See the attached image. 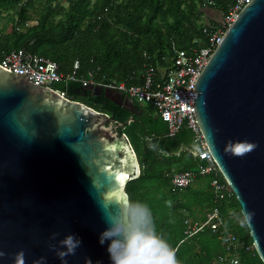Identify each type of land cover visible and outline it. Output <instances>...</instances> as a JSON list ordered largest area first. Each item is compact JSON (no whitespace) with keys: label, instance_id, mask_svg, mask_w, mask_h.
Wrapping results in <instances>:
<instances>
[{"label":"water","instance_id":"95a60500","mask_svg":"<svg viewBox=\"0 0 264 264\" xmlns=\"http://www.w3.org/2000/svg\"><path fill=\"white\" fill-rule=\"evenodd\" d=\"M27 74L0 66V264H12L20 250L26 264L41 256L61 264L47 247L53 232L57 240L74 233L82 241L67 264H110L107 242H98L102 207L125 199L126 183L140 174L134 149L118 133L125 123ZM85 90L137 114L128 95L101 85ZM193 90L200 132L241 215L251 213L245 225L264 264V0L238 12ZM236 141L256 147L237 156L226 150Z\"/></svg>","mask_w":264,"mask_h":264},{"label":"trees","instance_id":"16d2710c","mask_svg":"<svg viewBox=\"0 0 264 264\" xmlns=\"http://www.w3.org/2000/svg\"><path fill=\"white\" fill-rule=\"evenodd\" d=\"M209 1L214 5H208ZM234 2L0 0V16L14 11L10 31L0 32V61L16 49L49 58L64 76L74 75L72 80L53 83L52 88L125 123L118 133H124L134 149L140 174L126 183L124 191L127 197L151 207L158 231L177 249L179 264H218L215 256L222 250L217 236L207 229L190 238L184 233V216L203 217L213 203L208 177L198 176L185 189L173 191L169 187V174L196 168L199 160L194 152L199 143L185 126L170 133L151 102L133 100L137 107V114H133L102 94L85 90L82 80L92 71L97 81L140 84L147 64L145 54L165 64L161 58L169 62L173 44L185 50L205 45ZM31 20L35 23L28 24ZM130 117L133 120L126 122ZM220 212L236 236L252 243L245 223H240L235 195L221 205ZM242 258L245 264H263L255 250L253 254L243 252Z\"/></svg>","mask_w":264,"mask_h":264},{"label":"built area","instance_id":"2783aa9c","mask_svg":"<svg viewBox=\"0 0 264 264\" xmlns=\"http://www.w3.org/2000/svg\"><path fill=\"white\" fill-rule=\"evenodd\" d=\"M249 1L235 0L227 14L219 19L214 32L205 45L185 50L177 48L173 44L169 62L168 59L161 58L165 64H161L159 60L154 61L150 55L145 54L147 64L140 84L127 85L123 81L115 80L97 81L94 79L92 71H88L87 77L82 80L86 87L101 85L128 95L139 103L151 102L160 117L167 123L170 133L176 132L183 126L193 132L195 141L200 146L194 152L199 160L197 166L195 169L169 174V187L173 191L185 189L192 185L198 176L208 177L213 203L205 209L203 217L184 216V233L185 238H190L207 229L216 235L222 246V250L215 256V262L218 264H245L242 253L253 254L254 247L252 243L244 242L236 236L226 225L224 217L221 215V205L231 200L234 192L220 173L200 132L194 110L193 87L225 30ZM208 5H214V3L209 1ZM200 6L204 7L205 4H200ZM0 66L13 72H28V80L36 85L52 87L55 82L74 79L73 74L64 76L60 73L59 66L55 61L28 53L24 49L6 53L0 61ZM77 67L78 62L75 61L74 69ZM55 90L66 96L64 91Z\"/></svg>","mask_w":264,"mask_h":264},{"label":"clouds","instance_id":"9594fccd","mask_svg":"<svg viewBox=\"0 0 264 264\" xmlns=\"http://www.w3.org/2000/svg\"><path fill=\"white\" fill-rule=\"evenodd\" d=\"M256 145L248 141H236L227 146L230 153L243 156L255 149ZM251 218V213H242L243 225ZM102 219L106 227L99 233L98 242L105 245L110 264H179L177 249L157 229L151 207L143 201L126 197L113 198L102 207ZM59 233L53 232L48 238L47 247L54 252L61 264H67L66 258L74 256L81 247V239L74 233L57 240ZM56 241V243H52ZM5 253L0 251V258ZM12 264H26L25 252L13 254ZM32 264H46L44 256L32 261ZM86 264H93L88 258ZM98 264V262H97Z\"/></svg>","mask_w":264,"mask_h":264},{"label":"rangeland","instance_id":"374dc122","mask_svg":"<svg viewBox=\"0 0 264 264\" xmlns=\"http://www.w3.org/2000/svg\"><path fill=\"white\" fill-rule=\"evenodd\" d=\"M11 16H14V11L5 12L0 16V32L6 33L10 31L12 24L10 20ZM33 23H35L34 20L28 22V24H33Z\"/></svg>","mask_w":264,"mask_h":264},{"label":"crops","instance_id":"0c3cea01","mask_svg":"<svg viewBox=\"0 0 264 264\" xmlns=\"http://www.w3.org/2000/svg\"><path fill=\"white\" fill-rule=\"evenodd\" d=\"M196 151H197V150H196ZM196 151H195V152H196Z\"/></svg>","mask_w":264,"mask_h":264}]
</instances>
